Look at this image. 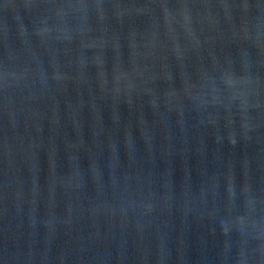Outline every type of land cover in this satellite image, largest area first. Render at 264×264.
<instances>
[{"label": "water", "instance_id": "1", "mask_svg": "<svg viewBox=\"0 0 264 264\" xmlns=\"http://www.w3.org/2000/svg\"><path fill=\"white\" fill-rule=\"evenodd\" d=\"M0 264H264V0H0Z\"/></svg>", "mask_w": 264, "mask_h": 264}]
</instances>
